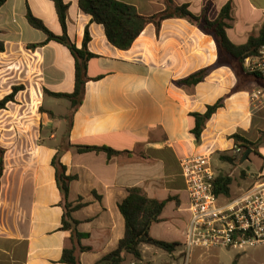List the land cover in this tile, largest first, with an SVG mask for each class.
I'll use <instances>...</instances> for the list:
<instances>
[{
  "label": "crops",
  "instance_id": "obj_1",
  "mask_svg": "<svg viewBox=\"0 0 264 264\" xmlns=\"http://www.w3.org/2000/svg\"><path fill=\"white\" fill-rule=\"evenodd\" d=\"M62 1L67 5V36L80 48L87 29V49L95 55L87 64L89 81L82 103L73 113L68 100L45 94L73 92L71 53L53 41L29 47L45 42L46 35L29 25L28 13L52 34L61 35L53 1L6 0L0 7V42L4 46L0 53V100L13 88H21L13 102L0 110V148L4 152L0 264H66L61 261L63 251L73 244L70 232L61 229L64 200L51 164L57 154L65 174L75 177L69 183L67 202L73 207L82 205L71 214L79 222L77 232L85 235L79 244L88 249L76 252L79 264H97L117 247L124 234L118 205L133 187L150 199H170L160 222L151 226L150 235L167 243L180 244L178 239L183 243L189 213L179 167L182 157L209 155L215 177L231 178L229 196H218L220 205L264 181V82L255 84L244 78L245 83L236 89L239 73L234 62L220 53L213 35L184 19L165 20L158 31L147 25L131 47L122 51L108 42L103 27L79 8L78 0ZM115 1L143 17L165 9L164 0ZM172 2L188 4L194 15L207 9L210 21L230 3L226 36L236 46L247 42L252 28L257 27L259 33L264 23V6L252 0ZM204 68L210 71L202 82L177 86L176 82ZM255 90L262 96L253 105L250 97ZM220 99L223 106L196 141L190 133V114L204 113ZM234 134L259 142L246 159L242 149L241 154H234ZM76 146L106 147L120 154L79 153ZM220 156L235 160L228 163ZM179 217H183L184 226L177 236ZM208 251L217 259L223 251L233 252V264L252 260L246 251L213 248L204 254ZM174 252L161 264H173ZM142 262L150 264L143 253ZM130 263L127 256L122 264Z\"/></svg>",
  "mask_w": 264,
  "mask_h": 264
},
{
  "label": "trees",
  "instance_id": "obj_2",
  "mask_svg": "<svg viewBox=\"0 0 264 264\" xmlns=\"http://www.w3.org/2000/svg\"><path fill=\"white\" fill-rule=\"evenodd\" d=\"M6 0H0V7ZM55 6L57 18L62 29L61 35L52 34L43 23L31 16L27 15L29 25L41 31L46 35L45 42L37 45H31L30 48H37L53 41L65 46L74 59V89L71 94H55L45 91V94L58 99H66L71 104V113L82 103L85 84L89 81L87 77L88 61L95 58L91 54L87 45L90 41L88 30L85 29L82 45L77 48L75 44L67 36L66 32V13L67 5L62 0H52ZM165 9L157 14L149 17H143L136 11L125 4L115 0H78L79 8L89 14L92 20L103 27L108 42L119 50H128L135 39L140 35L143 29L149 25H154L158 31L161 23L168 19H184L192 25L199 26L205 33L213 35L219 51L224 56L229 57L234 62L236 73L258 78L264 82V77L258 75H250L243 70V62L247 57L254 56L260 48L264 38V23L260 28L257 36L249 37L244 45L236 46L229 41L226 36L228 21H230L231 5L227 3L220 11L218 17L214 21H210L207 17V9H203L199 15H194L189 10L188 4L175 5L172 0H164ZM4 51L3 43L0 42V53ZM210 68L201 69L188 77L176 82L177 86L191 87L202 82L207 76ZM21 88H13L12 92L0 100V110L6 109L8 103L13 102L16 93ZM223 106V99L218 100L215 104L207 106L204 113H191L193 119V127L190 131L196 141L205 128L206 123L211 119L213 114ZM236 148L245 152L248 149H255L259 142H250L242 138L238 134L231 136ZM77 152L85 153L90 151H104L108 157L119 155V152L113 151L106 147H83L76 146ZM3 150L0 148V178L3 172ZM220 159L233 163L234 157L220 156ZM52 166L55 169V177L59 191L64 200V214L62 218L61 229L69 231L71 234V242L73 246L63 251L61 261L66 264H79L76 256L77 251H85L87 248L80 246L79 242L85 235L77 232L78 221L71 217V214L82 205L71 206L67 202L69 193V183L75 180L74 176L65 174V167L59 163V154L55 155L52 160ZM232 180L225 175H219L214 180V194L216 196H229L230 185ZM170 199L158 201L148 198L141 189L133 187L128 189L125 199L118 205V210L124 221V234L118 242L117 247L104 256L97 264H122L125 258L130 257L132 262H142V245H149L157 249L163 250L168 254L176 251L179 244L167 243L156 240L150 235V228L153 224L159 223L161 214L165 205Z\"/></svg>",
  "mask_w": 264,
  "mask_h": 264
},
{
  "label": "built area",
  "instance_id": "obj_3",
  "mask_svg": "<svg viewBox=\"0 0 264 264\" xmlns=\"http://www.w3.org/2000/svg\"><path fill=\"white\" fill-rule=\"evenodd\" d=\"M243 70L264 77V38L257 53L244 60ZM261 96L260 90L253 91L251 103H259ZM241 153V149H234L235 155ZM179 167L189 213L183 264H188L193 248L245 252L264 244V181L254 184L239 198L220 205L214 194L216 177L209 155L184 156L179 160Z\"/></svg>",
  "mask_w": 264,
  "mask_h": 264
},
{
  "label": "rangeland",
  "instance_id": "obj_4",
  "mask_svg": "<svg viewBox=\"0 0 264 264\" xmlns=\"http://www.w3.org/2000/svg\"><path fill=\"white\" fill-rule=\"evenodd\" d=\"M255 5L264 6V0H252ZM258 28L254 27L251 30L248 31V34L246 37L250 36H256L258 34ZM230 35V33H229ZM244 78H250L255 84H261V80L258 78H254L251 76H246L242 74H237V87L236 89L240 88L244 82ZM252 158V157H251ZM241 161V158H239ZM243 162V161H241ZM223 203V201H220ZM167 220H170L171 217H167ZM180 219V220H179ZM179 223L177 226V236L181 235L180 233L183 230V217L182 219L178 218ZM157 226V225H156ZM154 227L155 230H159V227ZM163 226V225H160ZM180 241L179 246L177 247L176 251L174 252V255L176 256V261L173 264H183L184 261V254L186 253V248H184V245L182 243L181 239H178ZM207 249L203 248H193L190 251V257L188 264H233L234 257L232 255L233 252L230 251H223L221 253L220 258H213L211 253L208 251L207 254H204ZM143 257L146 261H148L150 264H161L163 261L168 259V253H166L163 250L157 249L155 247L144 245L142 249ZM246 253L252 254V260L250 259H244L243 262L240 264H264V245L262 246H256L254 248L246 250ZM181 254V256H179Z\"/></svg>",
  "mask_w": 264,
  "mask_h": 264
},
{
  "label": "water",
  "instance_id": "obj_5",
  "mask_svg": "<svg viewBox=\"0 0 264 264\" xmlns=\"http://www.w3.org/2000/svg\"><path fill=\"white\" fill-rule=\"evenodd\" d=\"M250 152H251V149L246 150L243 155V159H246Z\"/></svg>",
  "mask_w": 264,
  "mask_h": 264
}]
</instances>
